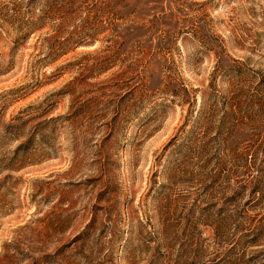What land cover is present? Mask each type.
Returning <instances> with one entry per match:
<instances>
[{
    "label": "rangeland",
    "instance_id": "obj_1",
    "mask_svg": "<svg viewBox=\"0 0 264 264\" xmlns=\"http://www.w3.org/2000/svg\"><path fill=\"white\" fill-rule=\"evenodd\" d=\"M0 264H264V0H0Z\"/></svg>",
    "mask_w": 264,
    "mask_h": 264
}]
</instances>
